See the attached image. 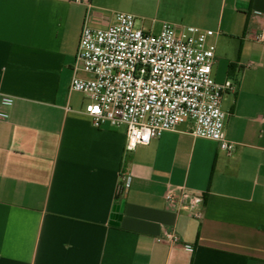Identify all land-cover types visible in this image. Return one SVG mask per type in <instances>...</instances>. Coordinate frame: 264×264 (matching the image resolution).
Here are the masks:
<instances>
[{"label":"crops","instance_id":"1","mask_svg":"<svg viewBox=\"0 0 264 264\" xmlns=\"http://www.w3.org/2000/svg\"><path fill=\"white\" fill-rule=\"evenodd\" d=\"M89 1L93 27L120 11L149 33L214 30L232 149L184 121L127 150L70 86L86 4L0 0V264H264V0ZM178 188L203 196L200 219L166 202Z\"/></svg>","mask_w":264,"mask_h":264},{"label":"built area","instance_id":"2","mask_svg":"<svg viewBox=\"0 0 264 264\" xmlns=\"http://www.w3.org/2000/svg\"><path fill=\"white\" fill-rule=\"evenodd\" d=\"M75 1L87 10L70 86L87 98L85 112L94 125H125V147L132 150L190 121L191 134L231 151L222 100L236 84L229 78L217 82L212 75L215 48L208 39L214 30L164 22L158 33H149L136 25L133 14L120 11L114 23L93 27L90 1ZM164 198L189 216L203 215L201 194L178 188Z\"/></svg>","mask_w":264,"mask_h":264},{"label":"water","instance_id":"3","mask_svg":"<svg viewBox=\"0 0 264 264\" xmlns=\"http://www.w3.org/2000/svg\"><path fill=\"white\" fill-rule=\"evenodd\" d=\"M125 196H126V193H124V195L121 198L119 204L115 208L116 209L115 216H114V218L112 220H110V224H112V225H118L119 224V221H120V218H121V215H122V211H123V208H124Z\"/></svg>","mask_w":264,"mask_h":264},{"label":"trees","instance_id":"4","mask_svg":"<svg viewBox=\"0 0 264 264\" xmlns=\"http://www.w3.org/2000/svg\"><path fill=\"white\" fill-rule=\"evenodd\" d=\"M120 199H121V193L118 195V201H120ZM113 215L115 216V213Z\"/></svg>","mask_w":264,"mask_h":264}]
</instances>
